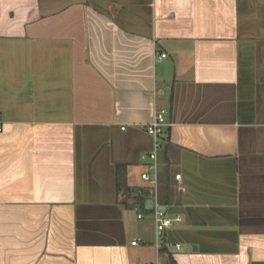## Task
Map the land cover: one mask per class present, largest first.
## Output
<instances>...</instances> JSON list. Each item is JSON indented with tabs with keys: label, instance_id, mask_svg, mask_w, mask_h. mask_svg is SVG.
I'll use <instances>...</instances> for the list:
<instances>
[{
	"label": "crops",
	"instance_id": "obj_1",
	"mask_svg": "<svg viewBox=\"0 0 264 264\" xmlns=\"http://www.w3.org/2000/svg\"><path fill=\"white\" fill-rule=\"evenodd\" d=\"M0 126V264H264V0H0Z\"/></svg>",
	"mask_w": 264,
	"mask_h": 264
},
{
	"label": "built area",
	"instance_id": "obj_2",
	"mask_svg": "<svg viewBox=\"0 0 264 264\" xmlns=\"http://www.w3.org/2000/svg\"><path fill=\"white\" fill-rule=\"evenodd\" d=\"M165 53H160L157 57L160 59L164 57ZM166 108L162 106H154L153 107V115L149 123H147L144 127L145 131L152 138V147L150 151L146 153H141L140 158L142 160H146V170L141 173V178L148 185V192L150 198L152 199V220L154 225V235L155 242L154 245L156 249L159 250L166 243L162 240L163 234L166 229L171 225L174 221L181 220V215L175 213L170 215L167 213L166 206L158 202L157 199V189H158V172H159V163H158V151L162 145V140L165 135V127H166ZM1 130V126H0ZM141 214L138 213V217ZM137 240H132L131 244H136ZM176 248L179 247V244H175ZM156 264H159L157 261Z\"/></svg>",
	"mask_w": 264,
	"mask_h": 264
},
{
	"label": "trees",
	"instance_id": "obj_3",
	"mask_svg": "<svg viewBox=\"0 0 264 264\" xmlns=\"http://www.w3.org/2000/svg\"><path fill=\"white\" fill-rule=\"evenodd\" d=\"M123 169V167H118L117 168V176H116V184H117V187H122V188H125L126 189V185H125V180H124V176L123 174L121 175V170ZM158 190V198L160 201L162 202H165V200L162 199V193H161V190H160V187L157 189ZM164 194L168 193V188H166V190L164 189L163 190ZM135 200H142L141 196H137L136 198H134Z\"/></svg>",
	"mask_w": 264,
	"mask_h": 264
},
{
	"label": "water",
	"instance_id": "obj_4",
	"mask_svg": "<svg viewBox=\"0 0 264 264\" xmlns=\"http://www.w3.org/2000/svg\"><path fill=\"white\" fill-rule=\"evenodd\" d=\"M167 92H168V88H166V94H167ZM162 207H164V205ZM145 208L146 209L152 208V199L151 198L146 199ZM192 249H196V245H193Z\"/></svg>",
	"mask_w": 264,
	"mask_h": 264
}]
</instances>
